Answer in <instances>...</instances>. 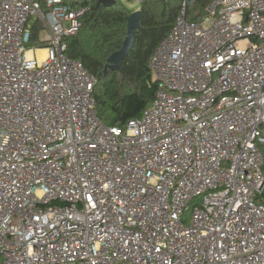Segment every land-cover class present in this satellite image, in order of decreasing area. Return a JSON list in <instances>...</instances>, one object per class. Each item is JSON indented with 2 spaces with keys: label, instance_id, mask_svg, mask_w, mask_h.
<instances>
[{
  "label": "built area",
  "instance_id": "2783aa9c",
  "mask_svg": "<svg viewBox=\"0 0 264 264\" xmlns=\"http://www.w3.org/2000/svg\"><path fill=\"white\" fill-rule=\"evenodd\" d=\"M75 2L0 0V264H264V0L185 5L124 126L68 56Z\"/></svg>",
  "mask_w": 264,
  "mask_h": 264
},
{
  "label": "trees",
  "instance_id": "16d2710c",
  "mask_svg": "<svg viewBox=\"0 0 264 264\" xmlns=\"http://www.w3.org/2000/svg\"><path fill=\"white\" fill-rule=\"evenodd\" d=\"M64 1L76 5L75 0ZM208 3L209 0H198V11L203 13ZM83 4L88 11L80 33L69 40L68 56L81 61L98 79L94 98L101 121L108 126H124L139 118L157 96L158 83L150 69V59L174 27L183 2L144 1L142 30L137 32L132 52L122 61L119 70L110 69L109 59L121 50L128 36V18L134 12L119 3L109 8L101 5L99 0H84ZM194 14L189 12L190 19H198ZM39 31L37 27L34 40H37ZM259 201L264 203V192Z\"/></svg>",
  "mask_w": 264,
  "mask_h": 264
},
{
  "label": "water",
  "instance_id": "95a60500",
  "mask_svg": "<svg viewBox=\"0 0 264 264\" xmlns=\"http://www.w3.org/2000/svg\"><path fill=\"white\" fill-rule=\"evenodd\" d=\"M99 1L100 4L106 8L113 7L117 4L115 0H99ZM141 19H142V11L135 12L128 18V23H127L128 36L125 39L121 50L110 57L109 66L111 70H119L122 61L125 60L131 54L132 49L134 47V43L136 41L137 32L142 30V27L140 25Z\"/></svg>",
  "mask_w": 264,
  "mask_h": 264
},
{
  "label": "rangeland",
  "instance_id": "374dc122",
  "mask_svg": "<svg viewBox=\"0 0 264 264\" xmlns=\"http://www.w3.org/2000/svg\"><path fill=\"white\" fill-rule=\"evenodd\" d=\"M41 1H43V0H41ZM166 1L172 3L174 0H166ZM182 2H183V7L185 5L188 6V12H193V14L195 12L194 16H198L199 15L200 11H198V9H197L198 0H182ZM141 9H142V5H137L133 9L131 8V11L135 13L138 10L141 11ZM45 36H46V34L44 33L41 36V39H44ZM44 57H45V52H43V54L41 56L39 55V58H44Z\"/></svg>",
  "mask_w": 264,
  "mask_h": 264
},
{
  "label": "bare ground",
  "instance_id": "6f19581e",
  "mask_svg": "<svg viewBox=\"0 0 264 264\" xmlns=\"http://www.w3.org/2000/svg\"><path fill=\"white\" fill-rule=\"evenodd\" d=\"M39 54H40V55H42V54H43V52H40ZM142 114H143V113H142Z\"/></svg>",
  "mask_w": 264,
  "mask_h": 264
}]
</instances>
